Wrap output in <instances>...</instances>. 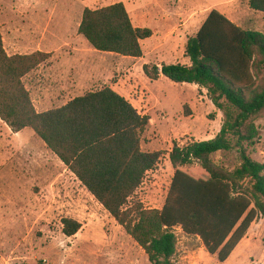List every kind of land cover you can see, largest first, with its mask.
Instances as JSON below:
<instances>
[{"label": "rangeland", "instance_id": "1", "mask_svg": "<svg viewBox=\"0 0 264 264\" xmlns=\"http://www.w3.org/2000/svg\"><path fill=\"white\" fill-rule=\"evenodd\" d=\"M115 3L125 5L136 25L155 30L152 43L162 41L171 47L181 63L190 62L187 42L212 10L232 17L245 30L263 33L264 13L250 9L249 0H0V29L7 54H50L24 78L38 112L60 108L78 96L110 87L142 116L150 117L142 147L146 152H162V159L148 173L134 200L146 209H161L175 172L169 161L174 144L182 147L214 139L224 116L205 88L183 87L165 77L148 79L144 65L162 60L161 53L152 51L151 43L142 46L144 58L138 61L99 52L79 34L85 9ZM256 124L261 141L252 158L264 163V115ZM214 160L231 169L239 164L235 156L226 159L218 154ZM64 218L82 224L74 237L63 234ZM251 227L224 263L210 255L198 238L177 228L174 261L264 264V217L259 215ZM0 264L151 263L33 130L15 133L0 119Z\"/></svg>", "mask_w": 264, "mask_h": 264}, {"label": "trees", "instance_id": "2", "mask_svg": "<svg viewBox=\"0 0 264 264\" xmlns=\"http://www.w3.org/2000/svg\"><path fill=\"white\" fill-rule=\"evenodd\" d=\"M249 7L264 13V0H249ZM79 34L99 52L140 59L141 41L153 31L136 28L125 5L115 3L85 9ZM186 56L190 66L144 65V73L151 81L164 76L205 88L223 113V126L210 141L174 144L169 161L175 172L165 203L161 209H146L134 199L162 159V152L142 147L150 117L110 87L38 112L24 78L50 54L10 56L0 29V119L15 133L33 130L151 264H176L177 228L199 238L224 263L258 216L264 217V163L252 158L261 141L256 122L264 115V33L245 30L212 10L189 38ZM218 154L235 156L239 164L231 169L216 162ZM62 225L68 238L82 229L71 218H64Z\"/></svg>", "mask_w": 264, "mask_h": 264}, {"label": "crops", "instance_id": "3", "mask_svg": "<svg viewBox=\"0 0 264 264\" xmlns=\"http://www.w3.org/2000/svg\"><path fill=\"white\" fill-rule=\"evenodd\" d=\"M228 19H230L232 22H234L235 23V21L232 19V17H228V16H226ZM132 20V19H131ZM206 20V19H205ZM205 22V21H204ZM203 22V23H204ZM132 23H133V25L136 27V28H142V27H140V25H136L134 22H133V20H132ZM203 23H202V25H203ZM139 24V23H138ZM236 24V23H235ZM201 25V26H202ZM237 25V24H236ZM237 26H239V25H237ZM240 27V26H239ZM201 28V27H200ZM200 28L198 29V31L200 30ZM152 31L154 32L153 33V36L151 37V38H149V39H146V40H143V41H141V46H144L145 44H147V43H151V46H154L153 48H152V51H155L154 53H161L162 55V60L160 61V62H157L156 64H153V65H157V66H161V65H163V64H166V65H170V64H177V63H181L180 61H178V59H177V55H176V52H174V50L171 48V47H169V46H164V44H163V42L162 41H160V42H155L154 44L152 43L153 41H155V38H156V31L155 30H153L152 29ZM198 33V32H197ZM167 48V49H166ZM13 52V51H12ZM12 52H10V53H12ZM144 53V52H143ZM9 55H11V54H9ZM12 55H14V54H12ZM142 58H144V55H143V57ZM142 58H140V59H142ZM131 59H135V58H131ZM135 60H138V59H135ZM139 61V60H138ZM181 64H183V65H186V66H190L191 65V62H188V60H185L183 63H181ZM145 65H151V64H145ZM164 76H161L160 77V79H162ZM159 79V80H160ZM184 86L183 87H187V86H185V85H195V84H183ZM195 87H200V86H198V85H195ZM28 90V89H27ZM29 91V90H28ZM115 91V90H114ZM118 93V92H117ZM30 95H31V93H30ZM121 95V94H120ZM83 96V95H82ZM79 97V96H78ZM70 102V101H69ZM66 105V104H65ZM40 113H42V112H40ZM251 228L252 227H250V229L249 230H251ZM180 232H181V229H180ZM249 232V231H248ZM246 238V237H245ZM199 239V238H198ZM200 240V239H199ZM201 241V240H200ZM202 246H203V248L205 249V247H204V245L202 244Z\"/></svg>", "mask_w": 264, "mask_h": 264}]
</instances>
